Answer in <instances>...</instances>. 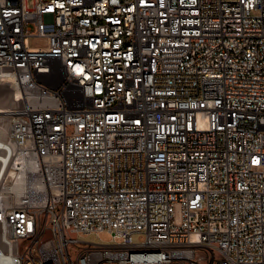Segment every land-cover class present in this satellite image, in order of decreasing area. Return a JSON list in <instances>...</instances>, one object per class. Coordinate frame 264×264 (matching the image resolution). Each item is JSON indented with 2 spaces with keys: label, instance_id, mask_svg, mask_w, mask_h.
I'll list each match as a JSON object with an SVG mask.
<instances>
[{
  "label": "built area",
  "instance_id": "1",
  "mask_svg": "<svg viewBox=\"0 0 264 264\" xmlns=\"http://www.w3.org/2000/svg\"><path fill=\"white\" fill-rule=\"evenodd\" d=\"M7 74L0 264H264V0H0Z\"/></svg>",
  "mask_w": 264,
  "mask_h": 264
},
{
  "label": "rangeland",
  "instance_id": "2",
  "mask_svg": "<svg viewBox=\"0 0 264 264\" xmlns=\"http://www.w3.org/2000/svg\"><path fill=\"white\" fill-rule=\"evenodd\" d=\"M27 4L30 7L32 4V0H27ZM45 44H46V41L44 38L31 37L28 40V45L31 48H43L45 46ZM12 89H13L12 83L0 81V101H2V100L6 101V103H4V105H6L7 107L10 106V104H11V100H9V99H10V95H11L10 93L13 92ZM0 124L5 127V124L1 119H0ZM92 236H93V238H95L101 242H109L112 239L111 233H109L107 231H98L95 234H93ZM116 241H120V240L117 238Z\"/></svg>",
  "mask_w": 264,
  "mask_h": 264
},
{
  "label": "bare ground",
  "instance_id": "3",
  "mask_svg": "<svg viewBox=\"0 0 264 264\" xmlns=\"http://www.w3.org/2000/svg\"><path fill=\"white\" fill-rule=\"evenodd\" d=\"M3 80H4V82H10L13 85V89H12L13 92L10 93L11 94L10 95V99L8 98L12 102L13 101V95L15 97V96H18V94H19V91H18V89L15 86V79H14V77L11 74H7V75H5ZM4 103H6V101H3V100L0 101V114H4V112H6L7 108L9 107V106L7 107L6 105H4ZM5 130H6L5 127L0 124V133L1 132H5Z\"/></svg>",
  "mask_w": 264,
  "mask_h": 264
}]
</instances>
